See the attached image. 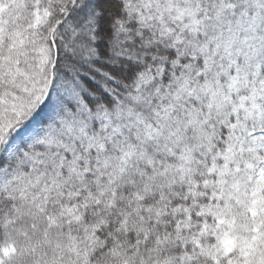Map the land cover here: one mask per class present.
<instances>
[{"label":"snow or ice","instance_id":"1","mask_svg":"<svg viewBox=\"0 0 264 264\" xmlns=\"http://www.w3.org/2000/svg\"><path fill=\"white\" fill-rule=\"evenodd\" d=\"M0 264H264V0H0Z\"/></svg>","mask_w":264,"mask_h":264}]
</instances>
